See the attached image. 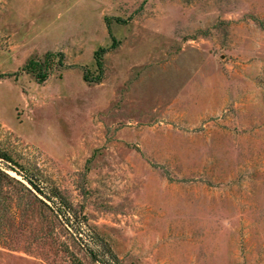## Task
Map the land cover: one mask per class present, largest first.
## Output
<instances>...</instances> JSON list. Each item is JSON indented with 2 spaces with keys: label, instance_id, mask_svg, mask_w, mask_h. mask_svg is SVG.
<instances>
[{
  "label": "rangeland",
  "instance_id": "374dc122",
  "mask_svg": "<svg viewBox=\"0 0 264 264\" xmlns=\"http://www.w3.org/2000/svg\"><path fill=\"white\" fill-rule=\"evenodd\" d=\"M0 153V264H264V0H0Z\"/></svg>",
  "mask_w": 264,
  "mask_h": 264
},
{
  "label": "trees",
  "instance_id": "16d2710c",
  "mask_svg": "<svg viewBox=\"0 0 264 264\" xmlns=\"http://www.w3.org/2000/svg\"><path fill=\"white\" fill-rule=\"evenodd\" d=\"M103 52H105V49L100 48L99 50L95 51V53H94V58H95V61H96V65L100 69L102 67L101 54ZM51 54H52L51 52H48V53L45 54L44 62L48 59V57H50ZM40 66H42V63H40V61L30 60L25 65V68L28 69V68H35V67H40ZM35 76H36V79L39 82H42V81H44L46 79L47 74L42 73V72H36ZM84 79H86V77H84ZM0 158L6 160L8 162H10L12 160L9 157V155H7L6 153H0ZM26 180L30 183V185L33 187V189H35L36 191L38 190V192H40V193H43V191L39 187H37V185H35V183L32 181V179L27 177Z\"/></svg>",
  "mask_w": 264,
  "mask_h": 264
}]
</instances>
